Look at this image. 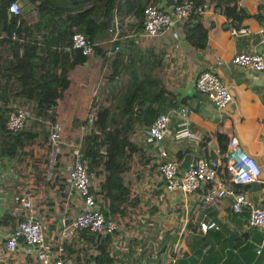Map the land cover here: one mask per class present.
<instances>
[{"label": "crops", "instance_id": "obj_1", "mask_svg": "<svg viewBox=\"0 0 264 264\" xmlns=\"http://www.w3.org/2000/svg\"><path fill=\"white\" fill-rule=\"evenodd\" d=\"M51 1L47 7L55 21L53 29L57 34L56 47L60 48L63 34L73 30L79 21V15L75 14L76 9L73 8L85 2L77 0L74 5L71 0ZM23 2L24 0L19 1L20 7ZM148 3H150L149 0L141 2L143 5ZM153 3L170 5L172 0H159ZM232 5L233 2L230 1L229 6ZM235 5L244 12L238 25L247 27L251 35L231 36L228 29L224 27V15L213 10L201 16L207 28L206 44L201 48L189 45L182 38V29L172 28L153 38H141L139 36L141 22L137 21L135 11L128 10L122 3L115 4L107 18L99 15L100 11L97 16L90 17L88 32L95 46L104 53L101 55L99 52L83 65L74 66L67 74L70 83L62 92L51 121L46 125L47 128L51 122H58L62 128L70 130V135L67 137L71 136V138L66 139L62 149L68 151L74 145H81L82 132L87 133L94 119L93 111H90L91 122L83 121L93 99L96 100V106L115 104L130 81L126 73L121 74L114 81L108 79V74L119 67L117 57L113 56L110 50L112 35L110 28L113 17H116L119 23L116 39L118 43L115 45L118 46L117 52L122 54L123 60L135 57L133 58L135 66L139 65L140 58L143 64L151 63V58L145 53L137 55L141 49L144 51L153 49L154 53L163 54L162 70L154 71L152 77L158 76L162 80L164 87L175 95L177 103L170 105L168 99H165L163 104L157 105L159 112H165L171 107L191 108L192 112L188 117L189 130L200 137L210 133L212 143L200 151L199 141L193 143L185 138L174 139L168 135L159 143L161 150L165 153L164 157H160L157 150L145 142L146 126L134 123L130 142L139 149L142 162L136 161L130 171L124 165H121L119 170L122 174L121 182L124 192L134 189L140 196L138 209L141 210V214L138 220L132 221L128 227L122 226L121 223L116 224L117 230L111 233L90 232L96 234L90 237L88 233L85 235L77 231L67 237L64 241L65 256L70 258L72 264H94L93 257L97 254L96 246L101 247L103 244L107 246L108 256L113 257L111 264H147L154 250L161 251L166 244L178 241L181 254L178 264H264V245L258 253L256 252L258 243L264 238V229L247 226L245 211L232 212L229 207V198L221 200L217 209L208 204L205 205L199 197L205 192L206 184L190 194L169 192L164 189L157 171L160 161L175 160L180 163L187 153H190V157L197 153L212 155V148H216L218 153H224L227 138L234 135L240 149L251 157L259 168L258 180L242 184L241 190L253 205L264 206V69L253 72L236 67L230 62L233 54L237 52L256 50L264 54V34L259 31L262 27L264 29V0H237ZM30 12L31 14L26 17L27 21H33L36 16L34 10ZM69 15H72L71 21ZM261 37L263 42L259 43ZM215 56L220 58L215 73L230 96L228 103L220 112L212 107L205 96L197 93L193 86L197 72L211 66ZM142 69L147 68L143 67L134 72L139 76ZM11 105L16 107L13 102ZM96 106L93 108L95 109ZM26 109H29L28 106ZM90 113L86 116L87 119ZM172 121L174 125L178 122L177 118H172ZM84 126L88 127L87 130L82 129ZM79 127L82 129L81 133L78 130ZM216 135L221 137L217 139ZM88 136L91 137L90 141L93 140V136L96 139V131L93 129ZM62 149L58 157L56 174L66 179V173L61 167L63 163H69L70 152L65 155ZM98 149L100 153H104V145L99 147L89 145L83 158L86 166L93 173L91 192L101 204L102 197L98 181L102 179V175L97 173L95 163ZM10 161L15 166L18 165L21 170L18 169L16 173L11 174L7 169ZM27 170L28 168H24L22 163L0 156L2 199L0 215L7 214L12 218H24L28 214L38 215L44 220L47 238L54 246L58 239L50 238L46 218L53 213L52 223L55 225L54 233L56 234L61 222L66 224L81 210V202L78 197L70 196L69 206L65 201L66 198H62L55 192H47L44 196L46 203L40 204L36 195L23 194L19 197V187L14 186V182ZM23 185L22 188L26 187ZM168 216H172V219L168 220L170 226L166 224ZM209 220H213L217 228L201 232L198 223ZM7 229H9L7 225H0V264H38L25 251L7 252L4 249L2 234ZM130 240L133 241L130 242ZM135 240L145 246L143 251L139 247L141 245L136 246Z\"/></svg>", "mask_w": 264, "mask_h": 264}, {"label": "trees", "instance_id": "obj_2", "mask_svg": "<svg viewBox=\"0 0 264 264\" xmlns=\"http://www.w3.org/2000/svg\"><path fill=\"white\" fill-rule=\"evenodd\" d=\"M12 1L14 0H0V156L12 158L15 162L22 163L24 168H28L27 172L18 176L14 182V186L19 187V197L23 194L36 195L40 204L46 203L44 196L47 192H55L62 198L65 197V201L70 206L71 198L67 197L66 191L68 182L56 174L57 167L53 169L51 176L47 177L49 141L46 130V125L51 121L58 99L70 83L68 72L74 66L83 65L88 60L77 50L70 48V34L73 31L81 32L92 40L88 32L90 17L97 16L100 11L99 15L107 18L115 4L118 3L124 4L128 10H134L137 21L141 22V12L144 6L141 2L146 0H81L80 2H85V4H79L73 8L76 9L75 14L79 15V21L73 30L63 34L60 48L56 47L57 34L53 29L55 21L47 7L52 2L51 0H24L19 15L8 13L7 5ZM75 1L77 0H71L74 5H76ZM157 1L159 0H149V2ZM189 1L197 6L205 0ZM206 1L212 3L213 10L229 16L237 22V25L244 16L243 10L235 5L237 0ZM230 1L233 2L232 6H229ZM31 10L35 11L36 16L33 21H27L26 17L31 14ZM68 10L71 9L68 8ZM69 19L72 20V15H69ZM181 29L182 38L189 45L201 48L206 44L207 28L201 15H189L184 20ZM10 33H14V36L11 37ZM117 43L116 40L111 42V52ZM99 52L101 55L104 53L95 46L94 55ZM138 53L142 55L145 53L152 62L143 64L140 58L138 59L139 65L135 66L133 64L135 57L125 61L121 53L112 52L113 56L117 57L119 67L108 74L109 81H114L124 73L128 74L130 81L115 104L102 107L99 104L96 106L95 101L91 102L86 116L93 111L94 119L87 133L83 134L80 145V151L84 156L91 142L88 134L94 129L96 142L104 145V153H100L99 149L96 150L95 158L97 173L102 175V179L98 181L102 197L100 206L111 220L116 224L121 223L124 227L138 220L141 214V210L138 209L140 196L134 189L124 192L121 182L122 174L119 170V167L124 165L130 171L136 161L142 162L139 149L130 142L134 123L147 127L160 113L157 105L163 104L165 99H168L170 105L177 103L175 95L164 87L162 80L158 76L152 77L154 71L162 70L163 54L154 53L153 49L147 51L141 49L137 55ZM143 67L147 69H142V73L138 76L134 70ZM12 102L22 108L28 106L29 114L27 113L25 125L14 134H9L4 129V122L8 113L15 109L11 105ZM94 106H96L95 109ZM86 116L84 123L87 120ZM210 137H212L210 133L200 137V151L204 150L205 143ZM220 137L216 135L217 139ZM59 155L60 153L57 157ZM179 170L182 169L179 167ZM216 175L223 181H228V173L223 163L216 170ZM135 178L138 179L136 175ZM228 183L235 190L242 188V184ZM22 185L26 187L22 188ZM52 214L46 218V222L51 236L48 235V237L55 239L54 230L56 231V228L52 223ZM22 219V217L12 218L7 214H2L0 225H7L10 229ZM79 233L85 235L88 233L90 237L96 235L86 228L81 229ZM135 244L136 246L141 245L139 247L142 251L145 249L139 241L135 240ZM96 247L97 254L93 257L94 264H111L113 257L108 256L106 244ZM149 261L147 264L155 263L153 260Z\"/></svg>", "mask_w": 264, "mask_h": 264}, {"label": "built area", "instance_id": "obj_3", "mask_svg": "<svg viewBox=\"0 0 264 264\" xmlns=\"http://www.w3.org/2000/svg\"><path fill=\"white\" fill-rule=\"evenodd\" d=\"M7 11L12 15H19V1L10 2L7 5ZM212 11V3L206 0L197 6H194L189 0H172L170 5H158L150 2L142 8L139 36L149 39L172 28L181 29L184 20L189 15L202 16ZM224 19V25L231 36L251 35L247 27L237 25V22L229 16H224ZM110 31H112L110 38L112 42L117 39L119 33V23L116 17L112 18ZM259 31L264 34L263 27ZM10 34L11 37L14 36V33ZM261 42H263V37L259 39V43ZM94 47V42L83 33L73 31L70 34V48L77 50L85 58L93 57ZM118 49V46H114L112 52H117ZM230 62L236 67L260 72L264 69V54L256 50L237 52L233 54ZM219 63L220 58L215 56L211 66L197 72L193 85L195 91L205 96L218 112L230 99L225 86L215 73V68ZM191 112V108L180 106L171 107L165 112L158 113L146 127L145 142L155 148L160 157H164L165 153L161 150L159 143L168 135L174 139L185 138L193 143L198 142L200 136L188 128V117ZM26 117L25 109L16 106L13 111L8 113L4 122V129L7 133L14 134L25 125ZM172 118H177L176 125L173 124ZM91 120L92 113L86 121L91 122ZM82 129L86 130L87 127L84 126ZM211 138L206 141L205 147L211 145ZM48 141L47 177L51 176L53 169L59 164L57 155L61 153L62 146L65 144L61 137V125L58 122L50 123ZM226 142L224 153H218L216 148H212V155L203 153L191 155L187 167L182 170H179V163L175 160L160 161L157 171L163 187L169 192L178 191L182 194H190L201 185L206 184L205 192L199 197L205 205L208 204L217 209L221 200L229 198V207L232 212L245 211L247 226L264 229V206L253 205L242 190H235L228 183L247 184L256 182L259 176V168L255 161L240 149L234 135H230ZM221 163L224 164L228 173L227 182L216 175V170ZM66 165L68 166L66 171L67 197H78L81 202V210L66 224L60 223L56 233L58 240L54 246L50 244L47 238L44 220L38 215H26L14 227L7 229L2 234L3 247L7 252L25 251L38 264H72L70 258L65 256L64 241L67 237L83 228L93 233H111L117 230L116 223L105 214L95 195L91 192L93 173L86 166L79 145H74L71 148L69 163ZM1 201L0 195V204ZM198 228L201 232H206L208 229H216L217 224L213 220L201 221L198 223ZM178 242L166 244L161 251L154 250L150 260L155 261L154 264H178L181 256ZM263 245L264 238L257 245V253Z\"/></svg>", "mask_w": 264, "mask_h": 264}, {"label": "rangeland", "instance_id": "obj_4", "mask_svg": "<svg viewBox=\"0 0 264 264\" xmlns=\"http://www.w3.org/2000/svg\"><path fill=\"white\" fill-rule=\"evenodd\" d=\"M94 56V55H93ZM93 101H95L96 102V100H94L93 99ZM14 103V102H13ZM14 106V105H13ZM25 109V113H26V115H27V113H28V109H26V108H24ZM29 114V113H28ZM29 116V115H28ZM50 126V125H49ZM49 126L46 128V130L48 131V128H49ZM80 128V127H79ZM78 128V130H79V132L81 133V128L79 129ZM88 128V127H87ZM87 130V129H86ZM87 132V131H86ZM83 134L85 133V132H82ZM70 135V130H68V128H62L61 127V137H62V140L66 143V139H70L71 138V136L70 137H67V136H69ZM91 138V137H90ZM89 145H91L92 147L93 146H100V144L98 143V142H96V139H95V136H93V141L91 140V144H89ZM67 149V148H66ZM100 149V148H99ZM71 150H70V148L68 149V151H65V150H63L62 149V153H65V155L66 154H69L68 152H70ZM64 155V154H63ZM67 163V162H66ZM9 165H8V167H7V169H9L10 171V173L11 174H14V173H16V170H18L20 167L17 165V166H15V164L12 162V161H10L9 163H8ZM68 164V163H67ZM67 165L65 164V163H63L62 164V167H61V169H62V171L63 172H65L66 173V171H67ZM19 170H21V169H19ZM44 217V216H43ZM142 218V217H141ZM140 218V219H141Z\"/></svg>", "mask_w": 264, "mask_h": 264}, {"label": "water", "instance_id": "obj_5", "mask_svg": "<svg viewBox=\"0 0 264 264\" xmlns=\"http://www.w3.org/2000/svg\"><path fill=\"white\" fill-rule=\"evenodd\" d=\"M224 27H225V26H224ZM193 82H194V80H193ZM189 158H190V153L185 154L184 157H183V159H182L181 162L179 163V167L182 168V169L186 168L187 165H188ZM171 219H172V216H168L167 219H166V220H167V221H166V224H167L168 226H170L168 220H171Z\"/></svg>", "mask_w": 264, "mask_h": 264}]
</instances>
